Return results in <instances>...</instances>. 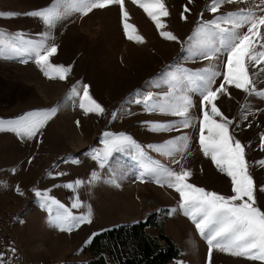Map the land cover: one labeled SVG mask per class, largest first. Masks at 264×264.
Returning a JSON list of instances; mask_svg holds the SVG:
<instances>
[{
  "label": "rangeland",
  "instance_id": "obj_1",
  "mask_svg": "<svg viewBox=\"0 0 264 264\" xmlns=\"http://www.w3.org/2000/svg\"><path fill=\"white\" fill-rule=\"evenodd\" d=\"M210 2L164 0L169 15L161 17L165 28L157 29L138 3L124 0L129 14L127 21L135 26L136 34L144 37L143 43L127 39L119 5L93 9L87 15L72 13L50 31L35 17L0 16V29L8 33L19 31L26 38L40 39L42 33L48 32V44L57 45L51 63L71 66L67 79L60 80L45 76L34 59L27 56L23 57L27 63L21 62L20 57L0 58V119H13L33 110L59 105L57 113L31 140L21 139L12 132H0V205L22 208L16 218L15 230L29 264L86 261L90 256L84 250L99 232L143 219L152 212L166 216L164 231L181 249L179 259L172 264H207L208 245L193 222L179 210V193L167 184L162 186L154 179L144 177L142 180L140 177L142 163L151 160L177 172L189 170L192 175L188 183L197 187L226 197L234 194L231 179L203 154L200 147L202 98L199 93L191 95L192 126L169 132H153L144 122H166L179 120V117L159 110L148 111L143 105L130 101L139 90L152 92L154 101L165 102L163 93L169 90L165 83L169 72L183 69L195 73L206 68L220 73L226 71L225 53H218L217 58L211 60L196 56L189 36L198 24L229 12L251 8L257 15L264 14L261 11L264 3L261 0H234L222 4L218 12L213 13L207 8ZM50 3L51 0H0V12L26 13ZM222 27L230 26L222 24ZM161 30L172 32L178 39L166 40L159 34ZM240 31L246 32L247 26ZM261 33L264 37V27ZM260 44H264V39L258 38L257 52L264 51ZM248 70L257 89L264 90V62L259 65L249 63ZM150 81L159 86L152 87ZM223 82L222 75L217 76L213 90ZM83 84L89 85L90 95L104 108L102 114H86L79 107L77 98L68 97L73 85L82 95ZM226 88V92L217 94L214 103L233 121L230 131L245 145L249 174L256 186L255 206L264 211V164L259 163L264 161V148L261 147L264 98L249 96L234 85L226 84ZM170 102L177 101L173 98ZM210 108L208 105L209 112ZM243 111L250 113L246 120ZM113 113H116L115 117ZM105 133L130 136L143 149L144 160L135 159L137 153L133 149L114 153L101 167V161L94 156L99 153L103 157ZM182 134L189 137L188 148L183 154L169 157L148 147ZM173 160L179 163H173ZM94 173L101 179H95ZM77 180L81 184L76 185ZM69 183L73 184L72 188L66 187ZM45 190H50L48 195L76 215H89L90 212L91 223L81 224L70 232L51 225L49 216L55 215L57 208L53 206L49 213L41 206L42 197L36 195V191ZM77 202L80 207L71 208ZM173 208L177 211L169 214ZM149 232L157 234L153 229ZM212 264L264 262L214 250Z\"/></svg>",
  "mask_w": 264,
  "mask_h": 264
},
{
  "label": "snow or ice",
  "instance_id": "obj_2",
  "mask_svg": "<svg viewBox=\"0 0 264 264\" xmlns=\"http://www.w3.org/2000/svg\"><path fill=\"white\" fill-rule=\"evenodd\" d=\"M234 0H211L207 6L213 13L218 12L224 3H233ZM264 3V0H261ZM147 15L155 22L157 29H164L165 24L161 17H167L169 12L164 0H134ZM110 5H119L123 20L124 32L127 39L138 43L144 42V37L136 34L135 26L128 23V12L124 7V0H51L45 7L31 10L26 13L0 12V16L14 17L26 15L38 18L39 21L50 31L57 23L72 13L87 15L93 9H104ZM185 11L189 9L185 8ZM264 12V9H261ZM182 18L186 19V17ZM222 24L230 27H222ZM247 26V31L241 33V29ZM264 27V14L257 15L254 9H240L229 12L223 16H217L214 20L200 23L195 28L188 40L190 46L196 51L194 55L203 57L206 60L217 58L218 53L226 54V71L223 73L206 68L201 72L189 73L180 69L176 73L169 72L165 83L168 91L163 93L165 102L154 101L152 92L137 91L130 103L143 105L148 111L159 110L179 117V120L166 122L148 121L153 132L179 131L181 128L192 126L193 117L190 116V109L193 107L191 95L199 93L201 96L202 119L199 121V144L205 156H209L215 166L231 179V196H224L215 191H208L188 183L192 173L187 169L177 172L155 161L142 163L140 177L154 179L156 183L167 184L179 193V210L188 217L200 236L208 245L207 264H212L213 251L218 250L235 257H244L252 261L264 262V211L256 207V186L253 177L249 174V164L246 160L245 145L230 131L233 121L225 116L217 107L214 101L217 94L226 92V84L234 85L249 96H260L264 98V90L256 87L252 76H250L248 65H255L264 62V51H256L258 38L262 37L261 28ZM163 38L175 41L178 38L170 31L161 30L159 33ZM48 32L42 33L40 39L26 38L23 32L8 33L0 29V58L15 59L21 58V62L27 63L23 57L34 59L43 74L49 78L65 80L71 72V66L57 65L51 63V57L57 53L55 43L48 44ZM264 49V44H260ZM222 75L223 83L213 90L216 77ZM79 83V82H78ZM149 84L158 87V84ZM69 98H77L79 107L85 113L102 114L105 110L89 93V85H82V95L73 85L68 93ZM177 102H170L171 99ZM211 106L210 112L207 110ZM245 108L248 105L244 106ZM59 105L48 109H37L13 119H0V132L15 133L21 139L31 140L41 132L47 122L57 113ZM250 113L243 111V119H247ZM116 116V113H113ZM219 118V119H217ZM79 124V121H77ZM207 133V134H205ZM105 148L103 157L97 153L94 159L101 161V167L108 162V158L114 153L130 152L133 149L137 155L135 159L144 160L143 149L136 145L133 139L127 134L105 133ZM189 143L187 134L172 137L169 140L157 145H149L154 151L174 157L176 154H183ZM261 147L264 148V134H261ZM173 163H179L173 160ZM259 163L264 164V161ZM57 175H63L58 173ZM95 179L101 177L93 174ZM76 185L81 181H75ZM72 188L73 184L66 185ZM50 190L44 192L36 191L38 197H42V207H46L51 213L55 206V215L49 216V223L61 231H72L79 228L81 224L91 223L89 215H76L70 208L65 207L59 200L48 195ZM264 191V189H262ZM22 194V193H21ZM80 207V204L73 203L71 208ZM173 208L169 214L175 213ZM87 243V242H86ZM14 251V249H13ZM0 264H6L3 254H0Z\"/></svg>",
  "mask_w": 264,
  "mask_h": 264
},
{
  "label": "trees",
  "instance_id": "obj_3",
  "mask_svg": "<svg viewBox=\"0 0 264 264\" xmlns=\"http://www.w3.org/2000/svg\"><path fill=\"white\" fill-rule=\"evenodd\" d=\"M166 220V216L152 212L143 219L103 230L85 248L88 260L64 264H172L179 259L181 249L165 233Z\"/></svg>",
  "mask_w": 264,
  "mask_h": 264
},
{
  "label": "built area",
  "instance_id": "obj_4",
  "mask_svg": "<svg viewBox=\"0 0 264 264\" xmlns=\"http://www.w3.org/2000/svg\"><path fill=\"white\" fill-rule=\"evenodd\" d=\"M21 210L18 206L0 208V254H3L6 264H29L20 249L15 230L16 218Z\"/></svg>",
  "mask_w": 264,
  "mask_h": 264
},
{
  "label": "crops",
  "instance_id": "obj_5",
  "mask_svg": "<svg viewBox=\"0 0 264 264\" xmlns=\"http://www.w3.org/2000/svg\"><path fill=\"white\" fill-rule=\"evenodd\" d=\"M2 205H4V203H3ZM4 206H5V205H4ZM4 206H1V205H0V207H4Z\"/></svg>",
  "mask_w": 264,
  "mask_h": 264
}]
</instances>
